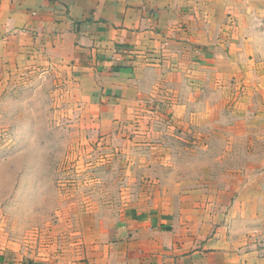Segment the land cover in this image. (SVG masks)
I'll list each match as a JSON object with an SVG mask.
<instances>
[{"label": "rangeland", "instance_id": "obj_1", "mask_svg": "<svg viewBox=\"0 0 264 264\" xmlns=\"http://www.w3.org/2000/svg\"><path fill=\"white\" fill-rule=\"evenodd\" d=\"M205 11L197 41L146 63L143 124L92 127L74 84L47 65L10 76L0 96V264H72L127 217L178 212L204 188L248 205L247 230L264 244V0Z\"/></svg>", "mask_w": 264, "mask_h": 264}, {"label": "crops", "instance_id": "obj_2", "mask_svg": "<svg viewBox=\"0 0 264 264\" xmlns=\"http://www.w3.org/2000/svg\"><path fill=\"white\" fill-rule=\"evenodd\" d=\"M214 1L222 0H0V96L10 76L47 65L74 84L92 127L143 124L146 63L178 40L197 41L198 17ZM209 191H190L178 212L127 217L72 264H264L248 205Z\"/></svg>", "mask_w": 264, "mask_h": 264}]
</instances>
